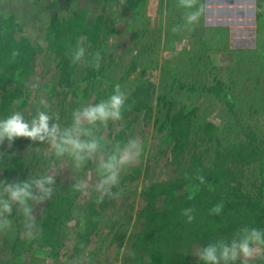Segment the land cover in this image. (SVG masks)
Returning <instances> with one entry per match:
<instances>
[{
	"label": "trees",
	"instance_id": "16d2710c",
	"mask_svg": "<svg viewBox=\"0 0 264 264\" xmlns=\"http://www.w3.org/2000/svg\"><path fill=\"white\" fill-rule=\"evenodd\" d=\"M6 1L0 0V5ZM11 1L23 3L25 0ZM106 1L97 0L94 6L91 0L84 8H79L77 0H33L32 4L37 6L25 8L23 14L21 11L0 13V118L29 110L31 92L43 91L51 98L59 95L64 101L70 94L77 97L82 91V97L92 100L93 104L113 94L118 83L114 82L107 92V87L99 80V69L91 66L93 58L76 64L71 59L81 37H86L84 46L88 54L95 57L101 51L100 38L106 18L100 8H104ZM127 1L130 8L137 7V0ZM259 9L264 7L259 5ZM257 24L261 46L250 54L255 59L264 56L263 13L258 14ZM216 33L221 35L220 31ZM222 38L215 39L214 48L220 45ZM217 52H212L211 57H219ZM236 54L231 55L236 57L231 62L227 60L232 59L230 56L219 58L241 69ZM42 56L51 60L55 67L51 80L40 85L36 67ZM131 66L132 70L136 67ZM81 71L78 83L77 75ZM140 75L142 77L143 72ZM132 86L121 118L135 121L141 115L151 117L156 88L143 78L132 82ZM219 90L223 91L220 82L209 89L214 95ZM162 103L168 111L164 119L159 120L160 140L169 152L165 165L169 178H152L143 186L136 220L118 216L111 221L112 226L105 222V214L115 210L121 189L131 185L130 177H125L122 185L113 189L118 195L102 200L101 193L96 190L89 196L82 195L80 178L66 183L63 188L57 181L52 197L37 209L34 221L29 223L19 213L11 217L17 220V229L6 233L8 254L0 257V264L18 263V258L32 253L59 260L71 225L77 254L92 248L95 238L104 234L103 230L108 227L109 232L102 240L111 238V243H117L118 254L125 250L122 254L125 264H203L198 256L206 244L221 240L230 242L244 229L264 231V140L255 132L247 133V129L242 130L244 140H229L218 135L221 130L213 124L201 122L197 109L182 106L174 110V99L166 97ZM234 107L238 108L237 104ZM119 123L116 127L108 123L109 136L105 137L104 130L97 132L109 155L117 150L106 149L110 141L118 142L120 149L125 141V127L115 132ZM20 140L13 144V149L17 150L15 154L2 157L0 180L10 182L37 175L33 162L39 154L30 155L27 148L21 147ZM92 164L90 160L84 168L87 170ZM145 173L148 174V170ZM248 173L251 176H247ZM217 205L222 207L218 215L212 213ZM187 209H191L194 217L191 223L184 215Z\"/></svg>",
	"mask_w": 264,
	"mask_h": 264
},
{
	"label": "rangeland",
	"instance_id": "374dc122",
	"mask_svg": "<svg viewBox=\"0 0 264 264\" xmlns=\"http://www.w3.org/2000/svg\"><path fill=\"white\" fill-rule=\"evenodd\" d=\"M32 1L15 3L8 0L0 5V13L21 11L23 14L25 8L37 6L33 5ZM90 1L77 0L75 3L79 8H84ZM96 1L93 0L94 6L97 5ZM250 1L196 0L197 5L204 8V14L191 32L173 31L183 22L186 13L185 9L176 7L179 0H137V7L134 9L130 8L128 1L126 3L125 0H107L103 3L104 8L101 6L100 12H104L106 27L100 38L99 53L103 56L100 61L99 80L107 87V92L111 91V86L115 82L121 86V91L127 98L133 91L132 82L140 78L152 83L156 88L151 117L141 115L135 121L132 118L129 120L121 118L128 122L126 124L121 119L108 122L116 127L121 121L115 132L125 127V141L121 149L126 148L129 141L135 140L141 150V154L120 174L121 179L117 186L122 185L125 177H130L131 185L121 189L115 210L105 214L108 226H112L111 221H115L118 216L136 220L141 207L140 194L143 186L152 178L158 180L169 178L168 168L167 171L165 169L169 152L160 140L162 134L159 122L168 111L162 103L165 97L168 100L174 99V110H179L182 106L197 109L201 122L213 124L221 130L218 135L229 140L234 141L236 138L244 140L243 129H247V133L255 132L264 140V56L255 59L250 55L261 46L258 43L257 16L259 13L264 15V9L258 11L259 5L264 7V0H255V7L248 5ZM216 31H220L221 35ZM221 37L223 38L220 45L214 48L215 39ZM214 51H218L216 54L220 53L219 57L222 55L232 57L231 55L238 53L236 55L242 64L241 69L238 65L234 67L228 65L227 61L226 64L223 63L218 56L211 57ZM91 58L94 59L91 53L87 52L84 61ZM234 59L236 57L227 58L229 62ZM132 64L136 66L134 70ZM53 67L55 64L46 56L40 58L36 67L40 85L51 80ZM81 75L82 71L77 75L78 83L81 81ZM217 82L222 84L223 91L220 89L214 95L209 89L215 87ZM29 96L32 102L29 110L18 112H22L26 118H31L37 110L55 113L62 126L70 124L73 113L84 104H93L92 100L82 97V91L77 97L70 94L64 101L59 95L51 98L43 91L31 92ZM235 104L238 108L234 107ZM107 127L108 124L100 127L96 135L97 132L104 130L105 137L109 136ZM20 142L21 147L27 148L30 155L39 154L33 162V166H36L35 174L50 171L57 176L59 186L62 188L66 183L71 184L73 180L80 178V183L85 186L82 195L89 196L93 193L99 182L98 168L103 162L100 157L93 159V164L87 170L76 169L70 160L56 159L47 144L33 143L27 138H21ZM109 145L106 149L108 147L120 149L115 140L110 141ZM12 149L13 144L9 145L7 141L0 144V163L4 155L10 156V153L17 152ZM146 170L148 174L145 173ZM247 176H251V173ZM43 203H34L36 210L33 212L32 221L37 218V211L42 208ZM80 203L82 204V199ZM12 220V229L15 227L17 229V220ZM28 222L30 223V220ZM133 224L129 227V233L133 229ZM9 231L0 230V257L8 254L9 247L5 241L6 233ZM22 232L27 235L25 230ZM108 232L107 227L103 230L104 234L100 233L95 238L92 248L77 254L76 236L71 225L59 260L32 253L18 258L19 262L14 261L13 264H125L122 256L125 250L118 254L117 243H111V238L102 240ZM253 247L257 251L252 257L241 256L235 264H264V247L260 244H254Z\"/></svg>",
	"mask_w": 264,
	"mask_h": 264
},
{
	"label": "clouds",
	"instance_id": "9594fccd",
	"mask_svg": "<svg viewBox=\"0 0 264 264\" xmlns=\"http://www.w3.org/2000/svg\"><path fill=\"white\" fill-rule=\"evenodd\" d=\"M177 8L185 9L183 22L173 31H193L204 14V8L198 6L196 0H179ZM80 44L73 50L72 63L84 60L87 48L84 46L86 37L80 38ZM101 53L97 52L92 67L100 68ZM126 108V98L120 85H116L114 94L96 104H84L73 113L68 125L60 123L55 113L37 110L31 118L22 112L0 118V144L5 141L14 144L19 138H27L33 143L47 144L53 156L58 160H70L76 169H83L87 161L100 157L103 162L98 168L99 182L95 190L103 197H115L113 189L120 183L121 172L130 162L141 154L135 140L129 141L126 148L106 154L102 138L96 131L107 126L109 121L120 120ZM106 156V158H104ZM57 176L50 171L44 174L30 175L28 179L0 180V230L12 229L14 213H19L28 220H33V204H41L49 200L56 190ZM80 189L85 186L81 184ZM220 205L212 209L218 215ZM187 209L184 215L191 223L194 217ZM254 244L264 245V231L259 229L241 230L237 238L229 241L210 242L203 247L199 261L203 264H235L239 257L250 258L257 251Z\"/></svg>",
	"mask_w": 264,
	"mask_h": 264
},
{
	"label": "water",
	"instance_id": "95a60500",
	"mask_svg": "<svg viewBox=\"0 0 264 264\" xmlns=\"http://www.w3.org/2000/svg\"><path fill=\"white\" fill-rule=\"evenodd\" d=\"M248 5H251L252 7H255V0H251ZM253 14H255V9L253 8Z\"/></svg>",
	"mask_w": 264,
	"mask_h": 264
}]
</instances>
